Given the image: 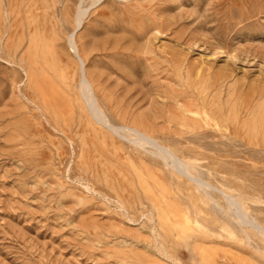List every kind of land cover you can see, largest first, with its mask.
<instances>
[{"label":"rangeland","instance_id":"obj_1","mask_svg":"<svg viewBox=\"0 0 264 264\" xmlns=\"http://www.w3.org/2000/svg\"><path fill=\"white\" fill-rule=\"evenodd\" d=\"M0 264H264V0H0Z\"/></svg>","mask_w":264,"mask_h":264},{"label":"bare ground","instance_id":"obj_2","mask_svg":"<svg viewBox=\"0 0 264 264\" xmlns=\"http://www.w3.org/2000/svg\"><path fill=\"white\" fill-rule=\"evenodd\" d=\"M79 13H80V12H79ZM75 15H76V14H75ZM79 15H80V14H79ZM74 17H75V16H74ZM77 18H78V17H77ZM74 19H75V18H74ZM74 21H75V20H74ZM75 53H76V52H75ZM84 80H85V79H84ZM88 84H89V83H88ZM81 85H82V83H81ZM85 86H87V84H86ZM87 87H88V86H87ZM85 88H86V87H85ZM89 91H90V89H89ZM90 92H92V90H91ZM88 93H89V92H88ZM91 95H92V93H91ZM92 97H93V96H92ZM93 100H94V99H93ZM86 106H87V105H86ZM92 107H93V105H92ZM96 107H97V105H96ZM93 108H94V107H93ZM93 108H92V109H93ZM94 109H96V108H94ZM91 111H92V110H91ZM99 111H101V110H99ZM88 113H89V111H88ZM92 113H94V112H92ZM98 113H100V112H98ZM94 114H96V113H94ZM102 115H103V114H102ZM102 115H101V116H102ZM94 116H95V115H94ZM99 116H100V115H99ZM101 116H100V117H101ZM92 117H93V116H92ZM93 118H94V117H93ZM95 118H96V116H95ZM98 118H99V117H98ZM101 119L104 120L103 117H102ZM95 120H97V119H95ZM96 122H97V121H96ZM100 122H101V121H100ZM103 124H105V123H103ZM107 124H108V123H107ZM105 125H106V124H105ZM107 126H108V125H107ZM136 130H138V129H136ZM138 132H139V130H138ZM144 134H145V133H144ZM111 139H112V138H111ZM159 146H160V145H159ZM152 147H154V146H152ZM160 149H161V148H160ZM165 149H166V148H165ZM166 150H168V149H166ZM168 152H169V151H168ZM164 153L166 154L167 152H164ZM171 154H172V153H171ZM171 159H172V161H173L174 158H171ZM177 159H178V158H177ZM177 159H175V160H177ZM169 162H170V161H169ZM174 162L176 163V161H174ZM174 162H173V163H174ZM177 162H178V160H177ZM181 164H182V163H181ZM172 166H174V165H172ZM183 167H184V166H183ZM175 168H176V167H175ZM185 168H186V167H185ZM176 169H177V168H176ZM176 169H175V170H176ZM181 169H182V168H181ZM187 170H188V169H187ZM176 171H177V170H176ZM179 173H180V170H179ZM207 194H208V193H207ZM208 195H209V194H208ZM228 207H229V206H228Z\"/></svg>","mask_w":264,"mask_h":264}]
</instances>
